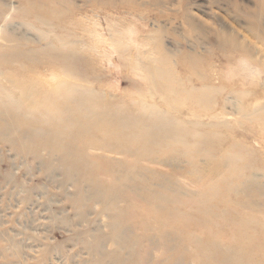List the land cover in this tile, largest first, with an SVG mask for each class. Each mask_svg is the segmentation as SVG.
Segmentation results:
<instances>
[{"label":"rangeland","instance_id":"374dc122","mask_svg":"<svg viewBox=\"0 0 264 264\" xmlns=\"http://www.w3.org/2000/svg\"><path fill=\"white\" fill-rule=\"evenodd\" d=\"M262 1L0 0V264H264Z\"/></svg>","mask_w":264,"mask_h":264},{"label":"bare ground","instance_id":"6f19581e","mask_svg":"<svg viewBox=\"0 0 264 264\" xmlns=\"http://www.w3.org/2000/svg\"><path fill=\"white\" fill-rule=\"evenodd\" d=\"M259 5H261L260 7L264 10V2L262 1V3L261 4H259ZM260 11L258 12V13H260L262 16L261 17H263L264 16V13L262 12L263 10H261V9H259ZM264 18V17H263Z\"/></svg>","mask_w":264,"mask_h":264}]
</instances>
